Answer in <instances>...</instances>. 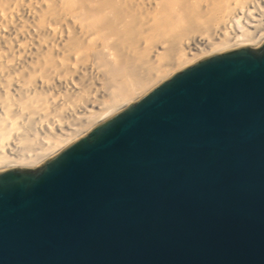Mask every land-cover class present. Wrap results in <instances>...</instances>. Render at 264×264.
<instances>
[{
  "label": "water",
  "instance_id": "water-1",
  "mask_svg": "<svg viewBox=\"0 0 264 264\" xmlns=\"http://www.w3.org/2000/svg\"><path fill=\"white\" fill-rule=\"evenodd\" d=\"M0 264H264V41L0 169Z\"/></svg>",
  "mask_w": 264,
  "mask_h": 264
},
{
  "label": "bare ground",
  "instance_id": "bare-ground-1",
  "mask_svg": "<svg viewBox=\"0 0 264 264\" xmlns=\"http://www.w3.org/2000/svg\"><path fill=\"white\" fill-rule=\"evenodd\" d=\"M263 41L264 0H0V169L33 168L187 63Z\"/></svg>",
  "mask_w": 264,
  "mask_h": 264
},
{
  "label": "rangeland",
  "instance_id": "rangeland-1",
  "mask_svg": "<svg viewBox=\"0 0 264 264\" xmlns=\"http://www.w3.org/2000/svg\"><path fill=\"white\" fill-rule=\"evenodd\" d=\"M191 62H192V61H191ZM189 63H190V62H189ZM187 64H188V63H187ZM37 164H38V163H37ZM37 164H36V165H37Z\"/></svg>",
  "mask_w": 264,
  "mask_h": 264
}]
</instances>
